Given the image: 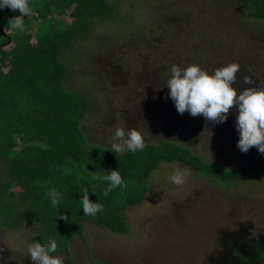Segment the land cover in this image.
<instances>
[{
	"label": "rangeland",
	"instance_id": "1",
	"mask_svg": "<svg viewBox=\"0 0 264 264\" xmlns=\"http://www.w3.org/2000/svg\"><path fill=\"white\" fill-rule=\"evenodd\" d=\"M115 13L93 20L64 57L71 93L90 96L83 122L91 144L111 151L117 127L142 133L145 145L172 142L207 163L234 172L233 182L161 162L143 203L124 212L129 233L85 224L84 238L55 256L63 264H211L224 234L249 223L264 229V154L238 148V105L222 124L178 113L167 81L173 65L213 74L240 65L237 92L264 84V21L241 12L240 0H109ZM254 84H244V76ZM125 151L123 153H126ZM189 170L182 185L176 169ZM0 227V264H33L27 253L38 230Z\"/></svg>",
	"mask_w": 264,
	"mask_h": 264
},
{
	"label": "trees",
	"instance_id": "2",
	"mask_svg": "<svg viewBox=\"0 0 264 264\" xmlns=\"http://www.w3.org/2000/svg\"><path fill=\"white\" fill-rule=\"evenodd\" d=\"M242 15L264 21V0H240ZM24 31H7L19 10L0 8V227L34 226L36 242L57 241L69 251L84 238V225L128 234L124 212L143 203L148 181L161 162H180L198 174L226 182L235 173L201 160L172 142L151 143L136 152L114 153L91 144L83 122L92 109L89 95L67 89L70 68L65 54L93 20L112 16L109 0H29ZM117 170L126 188L104 195L109 184L98 171ZM103 210L84 215L83 189ZM60 193L53 207L48 193ZM67 215L68 220L59 217Z\"/></svg>",
	"mask_w": 264,
	"mask_h": 264
},
{
	"label": "clouds",
	"instance_id": "3",
	"mask_svg": "<svg viewBox=\"0 0 264 264\" xmlns=\"http://www.w3.org/2000/svg\"><path fill=\"white\" fill-rule=\"evenodd\" d=\"M0 8H10L13 12L19 10L21 16L10 18L5 30H18L22 33L23 19L31 14L29 0H0ZM239 71L240 65L237 63H229L218 68L213 74L195 64L186 68L173 65L167 88L170 89V97L178 113L183 114L187 111L193 117L203 115L208 121L217 124L226 122L230 109L238 105L237 130L240 134L238 148L247 153L255 146L264 154V84L238 93L232 85L236 82ZM243 83L252 85L255 81L246 75ZM108 143L111 144V151L114 153L136 152L145 146L142 133L135 128L126 132L124 128L117 127ZM188 174L187 168L176 169L170 177L171 182L177 186L182 185ZM93 175L96 179L108 182L105 196L117 187H127L117 170L110 173L98 171ZM83 193L81 204L84 215L95 216L103 210L100 203H93L89 199L86 188L83 189ZM48 195L55 207L59 203L60 193L53 189ZM59 218L68 220L67 215ZM2 251L3 249H0V252ZM56 251L57 241L54 238L45 244L30 242L27 246V253L33 264H63L62 258L52 255Z\"/></svg>",
	"mask_w": 264,
	"mask_h": 264
},
{
	"label": "flooded vegetation",
	"instance_id": "4",
	"mask_svg": "<svg viewBox=\"0 0 264 264\" xmlns=\"http://www.w3.org/2000/svg\"><path fill=\"white\" fill-rule=\"evenodd\" d=\"M220 245L211 264H264V229L239 223L224 234Z\"/></svg>",
	"mask_w": 264,
	"mask_h": 264
}]
</instances>
